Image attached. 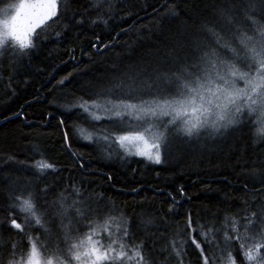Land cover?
I'll list each match as a JSON object with an SVG mask.
<instances>
[{
    "label": "snow or ice",
    "instance_id": "6c2138e0",
    "mask_svg": "<svg viewBox=\"0 0 264 264\" xmlns=\"http://www.w3.org/2000/svg\"><path fill=\"white\" fill-rule=\"evenodd\" d=\"M101 2L96 0L92 7ZM180 3L183 8L174 3L167 13L170 21L178 23L163 58L146 53L140 61L126 64L119 71L114 64L106 86L98 90L90 88L85 95L74 96L68 105V110L78 108L87 113L86 119L103 124L102 127L94 124L93 132L82 138L99 143L108 159L112 148L119 145L124 152L120 159L135 155L152 164L164 165L174 153L183 154L201 145L205 138L226 141L251 124V116L257 112L260 124L257 131L264 140V0H180ZM88 11L86 7L84 12L73 10L70 17L66 16L65 31L84 25ZM106 11H113L111 0ZM133 15L130 10H123L120 19L126 23ZM182 15L185 19L181 21ZM52 18L60 19L58 0L31 3L22 0L11 22L0 24L6 29L4 34L17 41L19 54L23 55L37 47L38 34H30ZM113 19L115 15L106 18V13L100 12L89 21L107 26ZM189 20L193 22L191 25ZM62 35L57 32V39ZM108 46L91 44L94 50ZM69 51L74 53L75 49ZM72 75L61 78L57 86H64ZM101 111L103 115L98 114ZM58 126L64 130L65 147L71 152L72 136L63 118ZM71 155L83 170V160L75 152ZM261 157L264 152L253 160L250 172L253 179L243 184L245 192L249 187L252 189L251 203L230 215L225 211L219 223L214 213L213 219L206 222L207 227L199 219H193L189 210L182 221L176 222L172 236L159 250L154 247L157 231L152 228L158 230L157 221L166 225L169 217L179 215L176 195L168 194L171 202L166 212L142 211L129 216L115 205L101 207L103 193L97 195L93 191L85 197L81 183L70 185L74 194L70 204L65 194L67 188L51 202L55 209L53 216L59 217L60 225L56 244L46 259L37 246L39 237L28 235L27 252L21 251L17 259L19 245L11 240L8 248L0 250V264H157L153 257L157 252L167 253L165 264H185L190 246H194L196 264H264ZM15 159L9 156L3 163ZM19 163L25 166V161ZM29 166L41 176L49 170L57 172L56 165L43 158ZM237 166L245 169L243 156L238 158ZM105 177L113 179L110 174ZM50 191H55V187L47 182L38 189L31 182L18 186V180L4 174L0 164V195L6 196L8 209L0 220V229L23 234L34 225L36 229L49 231L51 218L40 201L47 202ZM130 191L138 193L139 189ZM177 191L181 197L187 195L182 185ZM165 235L160 233L161 237Z\"/></svg>",
    "mask_w": 264,
    "mask_h": 264
},
{
    "label": "trees",
    "instance_id": "16d2710c",
    "mask_svg": "<svg viewBox=\"0 0 264 264\" xmlns=\"http://www.w3.org/2000/svg\"><path fill=\"white\" fill-rule=\"evenodd\" d=\"M19 1L0 0V12ZM95 2L58 0L60 19L52 18L39 26L32 33L38 34L37 47L23 55L19 54L21 49L13 40L5 39L0 44V164L3 172L17 179L18 186L31 182L32 187L38 189L47 182L50 187H55V191L47 194V202L40 201L51 218L49 231L36 229L34 225L26 228L23 234L0 229V250L8 248L11 240L18 242L17 259L21 251L27 252L28 235L39 237L37 246L45 259L51 253L60 225L59 217L53 216L55 209L51 202L67 188L65 194L70 204L74 198L71 184L83 183L85 197L93 191L97 195L103 193L105 199L101 207L115 205L129 216L142 211L166 212L171 202L168 194L176 195L179 215L169 217L166 225L157 221L158 230L155 226L152 228L157 231L154 245L157 250L164 246L175 231L176 222L182 221L189 210L193 219H199L207 227L206 222L213 219L214 213L219 223L223 221L225 211L230 215L252 202V189L249 187L245 192L243 184L253 179L250 174L253 160L264 152V140L259 138L257 131L260 127L258 112L251 116V124L226 141L213 142L205 138L201 145L183 154L174 153L164 165H155L134 155L120 159L124 152L119 145L112 148V156L108 159L99 143L82 138L93 132L96 122L86 119L87 113L78 108L68 110L73 97L85 95L90 88L98 90L106 86L114 64L119 71L126 64L140 61L146 53L163 58L165 46L178 23L170 21L167 13L174 3L184 7L180 0H111L113 11L107 12L108 0H102L93 8ZM86 7L89 11L84 25L65 31L66 16L70 17L73 10L84 12ZM123 10L134 14L126 23L120 19ZM100 12H105L106 18L115 15V19L107 26L103 22L91 24L89 18ZM184 19L182 15L180 20ZM188 23L193 22L189 20ZM123 28L128 30L122 31ZM57 32L63 34L59 39ZM92 43L109 46L94 50ZM70 49H75L74 53ZM69 73L73 75L65 85L57 86V81ZM98 114L103 115V112ZM61 118L72 136L71 152L77 153L85 163L83 170L65 147L64 130L58 126ZM9 156L16 159L3 163ZM240 156L244 157V170L237 166ZM42 158L55 164L57 172L49 170L41 176L37 169L29 166ZM19 161H25V166L22 167ZM105 174H110L113 179H106ZM181 185L187 193L183 197L177 191ZM132 188L139 189L138 193H132ZM7 211L6 196L0 195V220ZM160 233L166 235L161 237ZM149 246H153L151 240ZM193 248L187 249L189 255L185 257V264H196ZM166 255L153 253L157 264H165Z\"/></svg>",
    "mask_w": 264,
    "mask_h": 264
},
{
    "label": "rangeland",
    "instance_id": "374dc122",
    "mask_svg": "<svg viewBox=\"0 0 264 264\" xmlns=\"http://www.w3.org/2000/svg\"><path fill=\"white\" fill-rule=\"evenodd\" d=\"M22 0L19 1L18 3L10 6L6 10H3L0 12V21H9L11 22V18L17 14V10L19 9V6L21 4ZM25 2L31 3L32 0H25ZM47 22V21H46ZM6 32V29L3 24H0V39L5 40V39H10L13 40L14 42L17 43L16 40H14L12 37L5 35L4 33ZM32 35V34H30ZM135 151V148L132 149Z\"/></svg>",
    "mask_w": 264,
    "mask_h": 264
},
{
    "label": "bare ground",
    "instance_id": "6f19581e",
    "mask_svg": "<svg viewBox=\"0 0 264 264\" xmlns=\"http://www.w3.org/2000/svg\"><path fill=\"white\" fill-rule=\"evenodd\" d=\"M208 141H213L212 139H207ZM132 155H130V157H131ZM135 156V155H134ZM138 157V156H137ZM140 158H143V157H140ZM145 161H147L145 158H143ZM147 162H149V161H147Z\"/></svg>",
    "mask_w": 264,
    "mask_h": 264
}]
</instances>
